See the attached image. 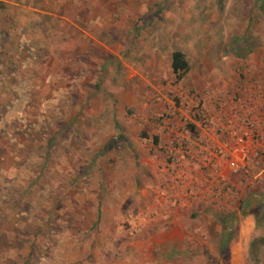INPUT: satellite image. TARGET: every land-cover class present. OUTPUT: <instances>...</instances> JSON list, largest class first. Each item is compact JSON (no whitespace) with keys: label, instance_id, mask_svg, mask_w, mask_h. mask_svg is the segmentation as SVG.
I'll list each match as a JSON object with an SVG mask.
<instances>
[{"label":"rangeland","instance_id":"rangeland-1","mask_svg":"<svg viewBox=\"0 0 264 264\" xmlns=\"http://www.w3.org/2000/svg\"><path fill=\"white\" fill-rule=\"evenodd\" d=\"M257 238L264 0H0V264H252Z\"/></svg>","mask_w":264,"mask_h":264},{"label":"trees","instance_id":"trees-1","mask_svg":"<svg viewBox=\"0 0 264 264\" xmlns=\"http://www.w3.org/2000/svg\"><path fill=\"white\" fill-rule=\"evenodd\" d=\"M171 70L175 76V81L180 82L184 76L189 72L190 66L186 59L185 54L181 50H176L171 55ZM188 130L192 135L197 134L196 126L193 124H187ZM144 135V134H143ZM33 142H35L33 140ZM152 143L156 146L158 144V137L153 136ZM44 222V219H43ZM264 244L263 238H257L253 240L249 246V256L252 264H257L259 262L260 249ZM30 256V254H29Z\"/></svg>","mask_w":264,"mask_h":264},{"label":"built area","instance_id":"built-area-1","mask_svg":"<svg viewBox=\"0 0 264 264\" xmlns=\"http://www.w3.org/2000/svg\"><path fill=\"white\" fill-rule=\"evenodd\" d=\"M249 112L251 113V111L249 110ZM244 123H245V125L247 126H249V119L245 116V119H244ZM249 129H251V128H249ZM249 129L246 131V130H244L243 131V134H241V135H243V137L242 136H237L236 137V140H235V143L239 146L240 145V143H243L244 142V138H247V137H249L248 135V132H250L249 131ZM222 151L219 149L218 150V153H221ZM232 166L234 165L233 163L231 164Z\"/></svg>","mask_w":264,"mask_h":264}]
</instances>
